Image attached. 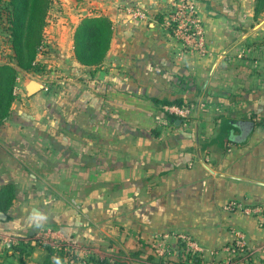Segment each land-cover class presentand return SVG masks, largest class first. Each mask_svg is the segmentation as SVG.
Here are the masks:
<instances>
[{
    "label": "crops",
    "instance_id": "0c3cea01",
    "mask_svg": "<svg viewBox=\"0 0 264 264\" xmlns=\"http://www.w3.org/2000/svg\"><path fill=\"white\" fill-rule=\"evenodd\" d=\"M160 1L172 0H137L152 17L143 21L106 4L101 13L113 19L114 35L97 67L75 58L80 19L74 28L67 23L64 62L81 70L74 90L44 87L30 96L27 83L26 93L18 91L0 124V189L16 186L12 207L0 210L2 246L54 227L83 253L104 258L131 241L126 234L149 245L187 233L205 259L218 262L229 258L240 230L248 253L237 263L264 264L259 217L228 208L232 200L264 207V13L255 17V0H195L208 47L201 53L153 18ZM177 99H197L188 121L165 115V101ZM136 107H143L137 166L126 159L132 149L120 161L100 147L132 142L117 134L116 113ZM134 190L143 197L133 200ZM1 254L0 264H28L22 252Z\"/></svg>",
    "mask_w": 264,
    "mask_h": 264
},
{
    "label": "rangeland",
    "instance_id": "374dc122",
    "mask_svg": "<svg viewBox=\"0 0 264 264\" xmlns=\"http://www.w3.org/2000/svg\"><path fill=\"white\" fill-rule=\"evenodd\" d=\"M177 1V0H172ZM172 1L163 2L160 1V3L163 5V9L159 11L157 15L162 16L164 18L163 21L159 20V17H153L156 20H158V23L163 25L164 29L168 30L170 34L174 36L178 42L184 44L181 39H178L174 32L168 25L166 24V20L168 16H170L172 11ZM101 3V4H100ZM112 3L115 8H118L120 12H126L128 13L129 7H138L137 0L136 1H128V0H83V1H76V0H53L50 10L48 12V24L46 26L45 31V44L42 48L39 57H38V63L35 68H32L29 71L21 72L20 73V79H18V91L22 89V92L26 93L25 85L29 83L31 80H37L45 85V87H49L50 89H60V88H66L74 90L75 82L77 76H80L81 70L77 71V67L72 66L71 62L65 63V59L69 58V46L68 44H64L66 41V34L69 32V30L65 27V25H70L71 28H74L75 24L85 16L89 15H96L100 14L104 9H107L106 4ZM143 9V6H139ZM156 15V16H157ZM133 17V16H132ZM151 17V16H150ZM149 17V18H150ZM134 18V17H133ZM149 18L147 20H149ZM152 18V17H151ZM137 19V18H134ZM140 21H143V19H137ZM79 21V22H80ZM76 29V28H75ZM74 29V33H75ZM73 30V29H72ZM71 32V29H70ZM186 45V44H185ZM188 47V45H186ZM185 47V46H184ZM185 47V48H187ZM14 51L12 49V44L10 40V32L8 29V19H7V12L3 10L2 15L0 17V63H4L7 61H13L14 58ZM65 78L68 79V81H65ZM43 91V90H41ZM53 94V92H52ZM74 99V98H73ZM75 102V101H74ZM204 102V101H200ZM185 106L183 107H191V112L189 117L184 118L185 121H188V119L191 118V115L194 113L196 107L198 106L197 99H191L190 101H185ZM169 105H166L165 108V115H168L171 111L168 109ZM118 119L117 123H120L119 126L121 128L115 129L117 131V134L122 136L123 131L126 134H130L131 136V143L126 144H116L114 145H108L106 143H102L100 145L101 150H105L106 153H108L109 150L116 151L117 157L120 161L124 159L123 155H120L119 153L123 154L124 151H128L132 149V158L130 156H127L128 159L133 165L137 166L139 164L143 165V161L140 163L137 156L141 151H143V107L142 108H133L126 112H118L116 113ZM177 117V116H176ZM129 121L132 122L131 127L123 129V124L128 123ZM102 132V129H101ZM115 147V148H114ZM142 147V148H140ZM109 149V150H107ZM114 152H112V155ZM135 155V156H134ZM126 157V156H125ZM128 163V162H127ZM137 175V174H136ZM135 175V176H136ZM133 188V186L131 185ZM105 193V192H104ZM130 194H132L133 200L137 201L143 197V191L141 190H134L130 191ZM123 195L122 192L116 191L114 192V195ZM180 233L174 234V238L177 240H174L173 242H169L166 239H163V236L160 237L157 242V248L161 245V248L168 247L170 252L164 257H160L157 253V248L155 245L152 246V244L145 245L143 241H140L136 235L132 234H126L125 239H127V242L129 239L131 241L129 243L124 242V247H120V244H117L109 254H115L111 255V257L118 259L119 262L123 264H153L151 263V257L154 259L153 261L157 264H161L160 259H164L168 261V259H175L177 246L179 244L178 237ZM170 235V234H169ZM171 236V235H170ZM168 239V238H167ZM21 242V247L24 249V253L26 258L23 259L24 263L28 264H44L45 260L47 259L50 249L49 247L52 245L53 240L44 238L40 236V232L37 233L35 236H32L29 238L26 242L25 241H18ZM122 243V241H120ZM155 242V243H156ZM2 243V242H1ZM4 243V242H3ZM61 244L59 245H67L75 250L74 253L79 254L81 257H85L86 262H80L79 264H93L89 262L90 257H95L92 254V250L90 251L88 249H85L84 253L82 251V247L78 246L76 243L69 242V240H66L65 238H61ZM178 243V244H175ZM181 243H185L181 241ZM11 245L12 244H4L3 247L5 250L2 252L1 256L7 257L9 256V252L11 251ZM175 245V246H174ZM7 246V247H6ZM59 247V246H58ZM13 250V249H12ZM174 250L175 254H174ZM172 252V253H171ZM171 253V254H170ZM22 255V254H21ZM45 255V256H44ZM107 255V254H105ZM44 256V257H42ZM23 258V257H22ZM20 259V257H19ZM88 260V262H87ZM169 260V261H172ZM175 261V260H174ZM209 262V260H208ZM239 264V263H238Z\"/></svg>",
    "mask_w": 264,
    "mask_h": 264
},
{
    "label": "trees",
    "instance_id": "16d2710c",
    "mask_svg": "<svg viewBox=\"0 0 264 264\" xmlns=\"http://www.w3.org/2000/svg\"><path fill=\"white\" fill-rule=\"evenodd\" d=\"M76 1L80 2L83 0ZM52 2L53 0H0V17L3 10H5L7 12L10 40L14 51L13 61L0 63V124H3L11 114L13 101L18 93L17 84L20 73L35 68L38 63L39 54L45 44L48 12ZM254 9L255 17L261 16L264 13V0H255ZM156 17H159L161 21L164 20L162 16L157 15ZM113 35L114 21L109 15L100 13L83 17L74 33L75 58L85 66L97 67L102 65L111 48ZM165 102L170 105H186L182 99ZM169 114L175 116L174 114ZM15 198L16 186L13 183L5 184L0 189V210L8 212ZM156 241L152 243V246L155 245L157 248ZM20 243L16 242L11 245L14 252H25ZM176 248L177 257L175 259H168L167 262L164 259H160V263H208L201 251L192 249L186 243H181V240H179ZM49 249L50 253L44 264H79L80 262H86L85 257L74 253L75 250L71 247L50 246ZM4 250L5 248L0 242V252L2 253ZM160 257L162 258L163 256ZM153 260L151 257L150 262L156 264ZM89 262L93 264H123L113 257H90Z\"/></svg>",
    "mask_w": 264,
    "mask_h": 264
},
{
    "label": "built area",
    "instance_id": "2783aa9c",
    "mask_svg": "<svg viewBox=\"0 0 264 264\" xmlns=\"http://www.w3.org/2000/svg\"><path fill=\"white\" fill-rule=\"evenodd\" d=\"M172 11L170 16L166 20L168 27L172 29L174 35L181 39L184 45L193 47L201 53H208L207 41L205 39V26L203 23V18L200 13L198 3L195 0H177L172 3ZM128 13H130L134 18L147 20L150 17V13L141 7H129ZM185 45V46H186ZM20 79V78H19ZM168 109L171 114L182 119L189 117L191 112V107H183L178 104L169 105ZM229 209L241 208L246 211L255 213L259 217V222L264 226V207H248L243 203L232 200L228 203ZM235 238L232 243H230L228 249L230 256L226 261H209L207 264H238L236 257L238 255H243L248 253L246 235L243 231H235ZM40 236L48 239H52L53 243L51 246H67L59 245L61 244V231L58 228L46 227L41 230ZM179 240L183 241L194 250L200 251L187 233H180L177 235ZM69 247V246H67ZM160 245L157 248V253L160 256H166L170 250L168 247L164 249Z\"/></svg>",
    "mask_w": 264,
    "mask_h": 264
},
{
    "label": "water",
    "instance_id": "95a60500",
    "mask_svg": "<svg viewBox=\"0 0 264 264\" xmlns=\"http://www.w3.org/2000/svg\"><path fill=\"white\" fill-rule=\"evenodd\" d=\"M45 87V85L37 80H31L26 88H27V94L28 95H33L41 90H43ZM5 214L3 212L0 211V217H4Z\"/></svg>",
    "mask_w": 264,
    "mask_h": 264
}]
</instances>
